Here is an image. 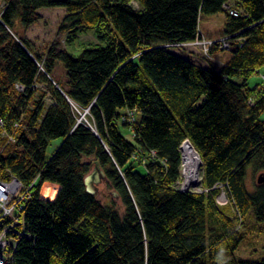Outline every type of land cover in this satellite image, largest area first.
Instances as JSON below:
<instances>
[{"label":"trees","instance_id":"obj_1","mask_svg":"<svg viewBox=\"0 0 264 264\" xmlns=\"http://www.w3.org/2000/svg\"><path fill=\"white\" fill-rule=\"evenodd\" d=\"M4 1L0 174L10 171L25 185L38 179L25 209L31 236L20 241L12 264H264L236 253L251 210L264 222V86L249 85L264 66V0ZM229 2L241 15L224 10ZM57 7L66 15L40 53L26 31L42 20L39 10ZM221 12L227 62L214 61L225 51L219 43L205 66L174 50L202 32L201 15ZM87 30L99 43L73 55L68 47ZM58 61L65 82L54 75ZM84 110L88 123L78 122ZM128 110L142 115L134 125L122 120ZM186 140L203 163V192L175 186ZM143 156L145 172L136 167ZM96 162L123 213L87 191ZM250 169L261 173L253 192ZM45 182L61 186L54 200L40 197ZM222 189L234 214L216 202Z\"/></svg>","mask_w":264,"mask_h":264},{"label":"rangeland","instance_id":"obj_2","mask_svg":"<svg viewBox=\"0 0 264 264\" xmlns=\"http://www.w3.org/2000/svg\"><path fill=\"white\" fill-rule=\"evenodd\" d=\"M3 0H0V5ZM134 6L139 8L137 2H133ZM41 14H43L42 20L33 24L26 31V36L33 41L35 44V48L39 50L40 53H44L48 47L52 44L53 40L57 37L58 29L62 23L63 18L66 15V9L62 7L57 8H42L39 10ZM226 24V14L221 12L215 15H201L199 26L200 30L208 37V35H212L214 37L221 36L224 32ZM64 37H61V41ZM99 43L98 38L95 35L94 30H87L84 34H81L78 39L68 47V51L75 56L80 55L82 50L89 46L90 44ZM179 53H189L188 49H174ZM199 53V52H198ZM200 54V53H199ZM231 52L230 51H221L216 56L214 61L220 66H222L225 61L230 59ZM198 61L201 64H207V58L200 54ZM55 77L61 81L65 82L67 79L66 69L64 67V63L58 61L56 64V68L54 71ZM262 85L264 86V66L259 68L258 71L252 74L249 78V85ZM88 114V110H84L80 112V117L78 122H87L86 115ZM84 116V118H82ZM141 113H136V118L141 119ZM264 117V114H263ZM121 133L130 141H134V132L129 128L119 124ZM12 133H9L11 136ZM14 135V134H12ZM15 136V135H14ZM61 139H58L53 142V145L50 147V151L59 144ZM137 170L145 172L144 167L137 165ZM261 173H255L252 169L249 170L247 186L250 192H253L256 185L258 184V180ZM201 183L198 186H191L189 189L196 190L201 192L203 189V169L201 168ZM43 192V188L41 190V194ZM114 190L107 186L106 181L99 185V189L96 192V195L100 202L104 205H111L114 201L116 203V208H118L122 213L124 211L123 204L121 202L120 197L114 194ZM223 199H226L224 202ZM217 204L220 208L228 213H235L236 208L232 201L229 200L228 193L225 189H222V192L216 198ZM244 239L241 242L238 250L237 257L241 260H254L260 261L264 259V222H260L256 219V216L251 210V212L246 217V226L243 229Z\"/></svg>","mask_w":264,"mask_h":264},{"label":"built area","instance_id":"obj_3","mask_svg":"<svg viewBox=\"0 0 264 264\" xmlns=\"http://www.w3.org/2000/svg\"><path fill=\"white\" fill-rule=\"evenodd\" d=\"M6 7V1H3L0 9L3 10ZM231 15L239 16V12L237 10L231 9L229 11ZM1 18V15H0ZM201 37L194 40L196 46L200 48L199 53L205 58H211L209 54V49L216 43L220 44V47L224 50H230V37H220L218 39H210L207 38L202 32L199 33ZM194 44L192 41L177 43L174 47L180 49H188V50H197L194 48ZM20 89L23 87L18 86ZM122 120L128 123L129 125H134L137 121L136 119V111L128 110L125 115H123ZM0 125L3 127L4 122L0 120ZM16 126H19L17 123ZM9 139V141H15V136L11 134L9 136L8 131L3 132ZM186 142H191L186 140L181 146L182 153V164H181V178L177 180L175 186L177 189L181 191H190L185 185V171L187 167V157L184 151V144ZM61 143V141H60ZM57 144L49 153L55 151V149L60 145ZM53 145V144H52ZM51 145V146H52ZM192 145V144H191ZM50 146V147H51ZM193 146V145H192ZM152 158L158 157L157 151L151 150L148 152ZM138 161V165L144 167L147 170V164L149 163V159L146 156L141 158L135 157ZM165 161L163 160V163ZM38 179H36L32 184L25 185L16 175L11 173L10 171H3L0 174V264H12L15 258V254L17 248L19 246L20 241L28 237L30 238V232L26 229V205L33 198L34 188L37 184ZM220 188H224L223 184L219 185ZM41 189L39 195H41ZM196 191V190H195ZM205 190H202L203 192ZM199 192V191H197ZM226 202V199H223Z\"/></svg>","mask_w":264,"mask_h":264},{"label":"bare ground","instance_id":"obj_4","mask_svg":"<svg viewBox=\"0 0 264 264\" xmlns=\"http://www.w3.org/2000/svg\"><path fill=\"white\" fill-rule=\"evenodd\" d=\"M223 8L226 12H229L231 9L237 10L239 12V14L242 12V11L236 9L232 2L225 3ZM199 37H201V36L198 34L195 39L191 40L193 42V44L195 45L194 46L195 49L200 48L199 46H196V43H194L195 42L194 40H196ZM211 48L209 49L210 56H212V54L210 52ZM175 49H180V48L175 47ZM189 51L191 52L194 50H189ZM184 151H185V154L187 157V167H186V171H185V185L187 188H190L191 186H198L201 183V177H202L201 176V168L202 167H201L200 157H199L196 149L189 142H186L184 144ZM42 188H43V192L41 195L43 197L50 198V199L54 200L57 197V195L61 189V186L58 184L52 185L50 182H45Z\"/></svg>","mask_w":264,"mask_h":264},{"label":"water","instance_id":"obj_5","mask_svg":"<svg viewBox=\"0 0 264 264\" xmlns=\"http://www.w3.org/2000/svg\"><path fill=\"white\" fill-rule=\"evenodd\" d=\"M82 118H84V116ZM200 160H201V157H200ZM202 165L203 163L201 160V167ZM106 179H107L106 173L102 169L100 162H96L94 169L85 178V185H86L87 191L90 192L91 194H96V192L99 189V185L105 182ZM259 181H261V179H259ZM114 194L116 195L114 197H119L118 192L115 191Z\"/></svg>","mask_w":264,"mask_h":264},{"label":"crops","instance_id":"obj_6","mask_svg":"<svg viewBox=\"0 0 264 264\" xmlns=\"http://www.w3.org/2000/svg\"><path fill=\"white\" fill-rule=\"evenodd\" d=\"M40 13V12H39ZM41 14V13H40ZM42 16H43V14H41ZM208 37H211V38H219L220 36H218V37H214V36H212V35H208ZM198 52H200V51H198V49L197 50H194V51H191V52H187V53H184V55H186V56H188V57H190V58H192L195 62H197V63H199L200 65H202V66H205V65H207V64H201V62H199L198 61V58H199V56H200V54L198 53ZM215 59V58H214ZM228 61V59L225 61V62H227Z\"/></svg>","mask_w":264,"mask_h":264}]
</instances>
